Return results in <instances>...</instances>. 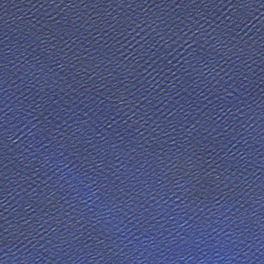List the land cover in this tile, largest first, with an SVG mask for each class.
I'll return each instance as SVG.
<instances>
[{
  "label": "water",
  "instance_id": "1",
  "mask_svg": "<svg viewBox=\"0 0 264 264\" xmlns=\"http://www.w3.org/2000/svg\"><path fill=\"white\" fill-rule=\"evenodd\" d=\"M0 264H264V0H0Z\"/></svg>",
  "mask_w": 264,
  "mask_h": 264
}]
</instances>
